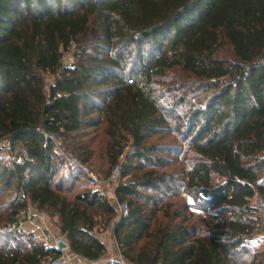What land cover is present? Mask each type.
Here are the masks:
<instances>
[{
    "label": "trees",
    "instance_id": "16d2710c",
    "mask_svg": "<svg viewBox=\"0 0 264 264\" xmlns=\"http://www.w3.org/2000/svg\"><path fill=\"white\" fill-rule=\"evenodd\" d=\"M1 141L0 264H264V0H0Z\"/></svg>",
    "mask_w": 264,
    "mask_h": 264
},
{
    "label": "built area",
    "instance_id": "2783aa9c",
    "mask_svg": "<svg viewBox=\"0 0 264 264\" xmlns=\"http://www.w3.org/2000/svg\"><path fill=\"white\" fill-rule=\"evenodd\" d=\"M70 54H67L62 57L63 63H68L71 61ZM9 146V141H1L0 142V151H4ZM121 175V163L118 162L113 166L110 174L103 179L98 181L96 187L100 188L102 193L105 195H109L113 198H110L112 202H114L117 215L118 216H126L128 213V204L126 202H117L114 195V187L120 180ZM254 207L259 211L262 217H264V195L256 196L253 201ZM22 218L28 222V224L36 230L45 240L48 245L56 246V242L59 237L55 236L51 231L50 222L48 221L46 215L33 208L32 206H28L25 212L21 214ZM224 215H220L216 218L215 223H219L222 221ZM260 240L264 243V227L259 235ZM48 264H69V256L67 252H63L62 255L57 256L51 259Z\"/></svg>",
    "mask_w": 264,
    "mask_h": 264
},
{
    "label": "rangeland",
    "instance_id": "374dc122",
    "mask_svg": "<svg viewBox=\"0 0 264 264\" xmlns=\"http://www.w3.org/2000/svg\"><path fill=\"white\" fill-rule=\"evenodd\" d=\"M45 81L47 82V84H50L53 82V77L47 73L46 76H45ZM106 138L102 135H99V136H96L93 140V146L95 147V154L93 156V161H92V165L94 167V169H98L99 172H100V176H108L110 174V171L112 169V165H110L107 157L105 156V153H104V144L106 143ZM95 176V175H94ZM96 177V176H95ZM97 178V177H96ZM100 180V179H99ZM80 183H78L76 186L78 187ZM100 189V188H99ZM105 195V194H104ZM107 198H113L109 195H105ZM197 211V214L198 216L202 217L203 216V212L200 211V210H196ZM228 216H224L223 219L224 220H227ZM51 222V220H50ZM26 223V222H25ZM28 224V223H27ZM50 226H51V231L52 233L59 237V233L56 229V227L54 226L53 222L50 223ZM217 227H220V226H229L230 228H236L237 225L234 221L228 219L223 225H216ZM28 228H31L32 227L29 225ZM111 233L110 230H105L104 232H101L103 233L101 236L104 238V235L105 233ZM61 239V237H59ZM115 242V240H114ZM108 243V241H107ZM116 244V243H115ZM260 245H262L260 243ZM263 246V245H262ZM67 254L69 256V264H76L75 263V257L74 255H72L70 252L67 251Z\"/></svg>",
    "mask_w": 264,
    "mask_h": 264
},
{
    "label": "crops",
    "instance_id": "0c3cea01",
    "mask_svg": "<svg viewBox=\"0 0 264 264\" xmlns=\"http://www.w3.org/2000/svg\"><path fill=\"white\" fill-rule=\"evenodd\" d=\"M103 233H99L100 239L105 243L106 246V253L105 255L100 259V264H103V262L109 261L111 259L119 258V251L118 248L114 242V238L112 234L105 233L104 238L101 236ZM108 241V243H107ZM67 252V250H65ZM69 252V251H68ZM75 263L76 264H86V262L79 258L75 257Z\"/></svg>",
    "mask_w": 264,
    "mask_h": 264
},
{
    "label": "water",
    "instance_id": "95a60500",
    "mask_svg": "<svg viewBox=\"0 0 264 264\" xmlns=\"http://www.w3.org/2000/svg\"><path fill=\"white\" fill-rule=\"evenodd\" d=\"M59 251H64L68 248V243L64 239H58L56 242V246Z\"/></svg>",
    "mask_w": 264,
    "mask_h": 264
}]
</instances>
